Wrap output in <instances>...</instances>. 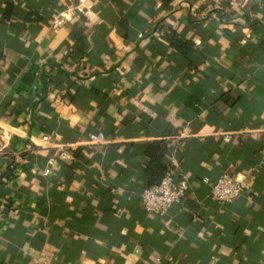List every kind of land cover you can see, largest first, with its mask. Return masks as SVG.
I'll use <instances>...</instances> for the list:
<instances>
[{
    "label": "crops",
    "instance_id": "obj_1",
    "mask_svg": "<svg viewBox=\"0 0 264 264\" xmlns=\"http://www.w3.org/2000/svg\"><path fill=\"white\" fill-rule=\"evenodd\" d=\"M81 1L0 0V137L35 146L0 164V264H262L264 0H93L53 25ZM160 151L188 181L164 215L142 203Z\"/></svg>",
    "mask_w": 264,
    "mask_h": 264
},
{
    "label": "built area",
    "instance_id": "obj_2",
    "mask_svg": "<svg viewBox=\"0 0 264 264\" xmlns=\"http://www.w3.org/2000/svg\"><path fill=\"white\" fill-rule=\"evenodd\" d=\"M93 0H82L77 5L70 7L53 18V25L62 26L68 19L72 18L77 12L82 13L89 19H93L94 11L88 2ZM226 140L233 138L232 133L224 134ZM42 140L49 141L50 135L43 133ZM100 135L97 132L90 134L89 142L92 145L100 143ZM76 144L60 145L56 155H51L47 160V165L43 173L48 175L52 172L58 158L75 159L77 157ZM32 142L27 143L22 149H13L5 137H0V164L5 160H11L26 151L34 150ZM204 183H210L209 177L203 178ZM188 181L186 178L176 179L172 169L167 168L163 179L156 184L147 186L142 193V203L144 208L154 214H167L177 204L181 203L187 194ZM243 192V182L229 171H223L213 183H211V194L221 202H232ZM262 264H264V248L262 250Z\"/></svg>",
    "mask_w": 264,
    "mask_h": 264
},
{
    "label": "trees",
    "instance_id": "obj_3",
    "mask_svg": "<svg viewBox=\"0 0 264 264\" xmlns=\"http://www.w3.org/2000/svg\"><path fill=\"white\" fill-rule=\"evenodd\" d=\"M13 11H14L13 6L10 4L7 5L6 10L4 12L5 19H9ZM26 18L31 19L30 12L26 16ZM170 42L173 46H175L183 54H188V53L195 51L194 42L190 39H187L181 36L177 31H172V34L170 36ZM0 78H1V68H0ZM164 155H165V151H160L159 155L154 157V159L152 160V163L150 164V169H152L153 171L152 172L153 178L151 180L153 184L159 183L163 179L165 172L167 170V167L162 161Z\"/></svg>",
    "mask_w": 264,
    "mask_h": 264
}]
</instances>
